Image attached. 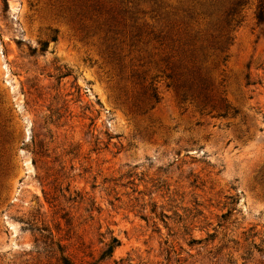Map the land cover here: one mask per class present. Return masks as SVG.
Returning a JSON list of instances; mask_svg holds the SVG:
<instances>
[{"label": "rangeland", "instance_id": "rangeland-1", "mask_svg": "<svg viewBox=\"0 0 264 264\" xmlns=\"http://www.w3.org/2000/svg\"><path fill=\"white\" fill-rule=\"evenodd\" d=\"M91 5L0 0V264H264L256 0L206 103L167 87L144 41L112 49Z\"/></svg>", "mask_w": 264, "mask_h": 264}, {"label": "trees", "instance_id": "trees-1", "mask_svg": "<svg viewBox=\"0 0 264 264\" xmlns=\"http://www.w3.org/2000/svg\"><path fill=\"white\" fill-rule=\"evenodd\" d=\"M84 1L92 2L98 29L111 43L112 49L122 51L126 41L132 42L133 46L144 41L157 50L154 55L160 64L159 77L167 82V87L183 100L189 97L201 103L211 99L210 73L225 63L228 47L233 41L232 33L241 23L243 9L248 3V0H207L201 4L183 5L177 0L183 7L176 9L165 7L161 0ZM142 1L149 5L150 23L139 22L136 8L137 2ZM131 3L136 5L129 7ZM178 12L182 13L180 20L175 19ZM141 14L146 15L144 12ZM255 17L259 23L264 22V0H256ZM198 18L201 23H198ZM200 25L204 28L201 29ZM50 38L51 41L56 40L54 35ZM47 47V42L41 43L40 51H46ZM153 82L151 79L144 87L143 95L157 102ZM27 93L30 97L33 95ZM63 262L70 264L65 259Z\"/></svg>", "mask_w": 264, "mask_h": 264}]
</instances>
